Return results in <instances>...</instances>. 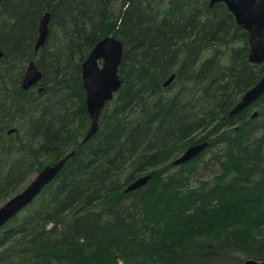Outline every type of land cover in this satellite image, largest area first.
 Returning a JSON list of instances; mask_svg holds the SVG:
<instances>
[{
  "label": "trees",
  "instance_id": "trees-1",
  "mask_svg": "<svg viewBox=\"0 0 264 264\" xmlns=\"http://www.w3.org/2000/svg\"><path fill=\"white\" fill-rule=\"evenodd\" d=\"M48 10L50 34L36 56L44 90H25ZM111 33L124 44L122 86L81 145L91 125L82 63ZM0 49V204L75 150L0 229V264L264 260V95L230 116L264 62L249 61V34L224 3L122 0L116 17L110 0H3ZM201 142L209 144L200 155L173 165ZM231 212L249 217L232 224Z\"/></svg>",
  "mask_w": 264,
  "mask_h": 264
},
{
  "label": "water",
  "instance_id": "water-1",
  "mask_svg": "<svg viewBox=\"0 0 264 264\" xmlns=\"http://www.w3.org/2000/svg\"><path fill=\"white\" fill-rule=\"evenodd\" d=\"M217 3H224L234 15L238 25L248 32L250 43L249 61L253 64H262L264 62V0H210V6ZM50 19V13H46L41 19L36 50L40 49L46 41ZM123 52V42L119 38L109 35L95 45L82 64V78L86 90V107L91 118V125L87 136L83 139V143L98 131V120L102 110L122 86L119 68ZM2 56L3 52L0 50V58ZM41 77L42 73L38 70L35 63L31 62L22 82L23 88L29 89L37 84ZM174 78L175 74L165 84H170ZM262 95H264V76L242 96L241 100L230 111V116L233 117L242 112ZM257 115L258 111H255L252 117L254 118ZM207 146L208 142H204L189 147L176 160V164L178 165L197 157ZM74 153L72 152L73 155ZM66 161L67 158H62L58 162L46 166L36 174L34 179L21 192L8 198L0 205V229L35 200L42 190L57 177ZM150 178L151 175L139 177L125 189V192L142 187ZM261 262L250 260L247 264H264V261Z\"/></svg>",
  "mask_w": 264,
  "mask_h": 264
},
{
  "label": "bare ground",
  "instance_id": "bare-ground-1",
  "mask_svg": "<svg viewBox=\"0 0 264 264\" xmlns=\"http://www.w3.org/2000/svg\"><path fill=\"white\" fill-rule=\"evenodd\" d=\"M3 1V0H2ZM1 1V2H2ZM0 2V3H1ZM122 5V4H121ZM122 8V7H121ZM120 10L121 9H119L117 12H112V10L110 9V12L111 13H113L114 14V16H119V13H120ZM46 13H50L51 14V16H52V12L50 11V10H48V11H46ZM46 13H44L43 14V16L46 14ZM42 16V17H43ZM42 17H41V19H42ZM41 19H40V22H41ZM50 21H51V19H50ZM39 26H40V24H39ZM48 28H49V32H50V23H49V25H48ZM49 34L50 33H48V36H47V38H46V41H47V39H48V37H49ZM109 35H112V36H115V37H117L116 36V34H114V33H111V34H108V35H106L105 37H107V36H109ZM54 36V35H53ZM38 37H39V28H38ZM55 37V36H54ZM105 37H103V38H105ZM118 38V37H117ZM37 41H38V39H37ZM37 41H36V43H37ZM46 41H45V43H46ZM54 41V40H53ZM45 43H44V45H45ZM52 43V40H51V42H50V44ZM98 43V42H97ZM96 43V44H97ZM95 44V45H96ZM44 45L41 47V48H43L44 47ZM95 45H94V47H95ZM93 47V48H94ZM40 48V49H41ZM92 48V49H93ZM40 49H38V50H36V44H35V49H34V57H32L31 59H29V61H27V63H26V67H25V71H24V74H23V76H22V82H23V80H24V78H25V76H26V73H27V70H28V67H29V65H30V63L31 62H34L35 63V65L38 67V70L42 73V77H41V79L39 80V82L37 83V84H35V85H33V86H31L29 89H31V88H35V87H37L38 88V91L39 92H41V91H43L44 90V87L42 86V80H43V77H44V73H43V70H41V68L39 67V65H38V61H37V54L39 53V51H40ZM1 50V49H0ZM2 52H3V56L0 58V63H1V61L5 58V52L3 51V50H1ZM91 52V51H90ZM90 54V53H89ZM88 57V56H87ZM87 59V58H86ZM38 60H39V58H38ZM83 64V63H82ZM121 65V64H120ZM22 87H23V85H22ZM24 89V88H23ZM29 89H25V90H29ZM114 98V97H113ZM111 101V100H110ZM85 143V142H84ZM83 143V140H81V145L82 144H84ZM202 143V142H201ZM204 143V142H203ZM197 144H200V143H197ZM209 144V143H208ZM187 150V149H186ZM185 150V151H186ZM185 151L182 153V154H180V156H178L177 158H174L173 159V165L174 166H179V165H182V164H184V163H186V162H183V163H181V164H176V160L177 159H179L184 153H185ZM72 152H75V150H71V151H68V152H66L63 156H62V158H67V159H69V158H71L72 156H73V154H72ZM70 154H72V155H70ZM75 154V153H74ZM61 158V159H62ZM188 162V161H187ZM62 170V169H61ZM61 170H60V172H61ZM59 172V173H60ZM39 173V172H38ZM146 175H151V174H146ZM145 176V175H144ZM138 179V178H137ZM21 192V191H20ZM19 193V192H18ZM17 194V193H16ZM3 203V202H2ZM1 203V204H2ZM0 204V205H1ZM250 260H254V261H257L258 263H262L261 261H264V260H261V259H259V258H252V257H248V256H244V255H242V256H240V262H242V264H247V262L248 261H250Z\"/></svg>",
  "mask_w": 264,
  "mask_h": 264
},
{
  "label": "rangeland",
  "instance_id": "rangeland-1",
  "mask_svg": "<svg viewBox=\"0 0 264 264\" xmlns=\"http://www.w3.org/2000/svg\"><path fill=\"white\" fill-rule=\"evenodd\" d=\"M122 0H110V9L112 10V12L114 13V12H117L119 9H121V7H122ZM36 174H37V172L36 173H33V174H31V176H30V178L19 188V190L17 191V192H15L14 194H12L10 197H12L13 195H15L16 193H18V192H20V191H22L33 179H34V177L36 176ZM204 178L205 179H208V178H210V176L208 175V174H206L205 176H204ZM198 184V181H193V185L195 186V185H197ZM10 197H8V198H10ZM7 198V199H8ZM6 199V200H7ZM5 200V201H6ZM4 202V201H3ZM227 215H231V216H233V217H231V220H233V221H231V223L232 224H237V223H239L240 221V219L241 218H244V219H247L249 216H247V213L246 212H243V213H240V214H238V216L237 215H234L233 214V212H231V213H226ZM229 219H230V216H229ZM184 230V229H183ZM183 230H182V232H183Z\"/></svg>",
  "mask_w": 264,
  "mask_h": 264
}]
</instances>
